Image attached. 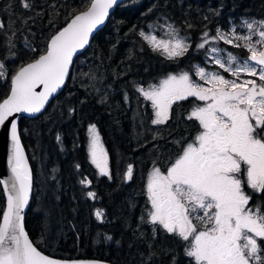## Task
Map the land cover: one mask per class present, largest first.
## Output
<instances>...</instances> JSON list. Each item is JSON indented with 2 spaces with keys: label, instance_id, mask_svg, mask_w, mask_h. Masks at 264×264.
<instances>
[{
  "label": "trees",
  "instance_id": "obj_1",
  "mask_svg": "<svg viewBox=\"0 0 264 264\" xmlns=\"http://www.w3.org/2000/svg\"><path fill=\"white\" fill-rule=\"evenodd\" d=\"M85 2L36 0L34 11L26 12L18 0H0V19L6 23H11V17L32 16L28 24L31 31L23 35L35 48L29 51L22 39L17 40L13 49L17 55L11 57L0 47V58L9 57L4 61L9 79H0V102L9 93L10 76L44 53L51 35L68 22L70 7L81 9ZM163 17L190 41L189 53L178 62L152 51L139 35L141 29L149 30V25ZM252 18L264 19V0H125L117 5L88 48L76 57L63 90L41 113L22 117L19 123L33 177L25 225L40 249L61 258L141 264V254L146 255L151 244L155 253L152 264H171L169 256L173 254L178 264H189L183 243L163 231L153 239V226L141 217L149 219V173L154 166L170 165L198 130L186 119L195 101L192 98L173 105L169 123L156 126L151 123V102L137 87L158 82L171 71L189 70L200 60L195 46L204 31L213 33L232 21ZM188 24L193 27L188 28ZM235 50L247 54L243 48ZM90 124L97 126L106 147L111 178L101 175L91 163ZM157 132L159 138L154 139ZM128 165L133 168L131 180L125 175ZM84 179L91 183L81 184ZM89 191L96 194L95 199L87 196ZM5 202L0 185V215ZM97 210L102 211L99 219Z\"/></svg>",
  "mask_w": 264,
  "mask_h": 264
},
{
  "label": "snow or ice",
  "instance_id": "obj_2",
  "mask_svg": "<svg viewBox=\"0 0 264 264\" xmlns=\"http://www.w3.org/2000/svg\"><path fill=\"white\" fill-rule=\"evenodd\" d=\"M117 4L118 0H86L81 9L70 7L66 26L51 35L45 52L10 76L9 94L0 102V127L9 126L11 140L8 158L11 175L6 180L0 179L6 194L0 215V264H84L61 262L44 255L26 232L22 212L29 204L32 173L16 119L10 117L16 113H41L49 98L65 85L74 55L89 44L94 30L104 25L109 10ZM18 5L33 12L36 0H18ZM12 6L10 3L8 8ZM52 7L55 9V5ZM152 10L149 8L148 12ZM32 19L23 15L11 17V23L0 19V47L11 57L17 55L13 51L17 40L22 39L29 51H35L23 35L31 31L28 24ZM162 19L167 21V17ZM50 24L54 26V21ZM164 26L172 29L168 40H157L142 29L139 35L148 41L152 51L178 62L189 53L191 44L171 24ZM242 27L247 29L246 34L238 33L235 25L227 32L217 27L215 35L206 30L195 46L204 50L206 56L215 54V65L233 79L195 66V74L203 83L194 80L188 71H181L168 73L158 85H149L147 90L137 87L151 101L154 109L151 123L156 126L169 123L173 105L178 102L190 98L203 102L194 103L186 117L198 129L192 141L181 147L166 170L154 166L150 172L146 191L151 210L147 221L141 217L142 222L153 226V239L158 231H163L183 243V255L189 258V264H264V207L254 203L256 198L264 200V19H244ZM135 28L134 25L132 31ZM218 41L243 48L248 55L241 59L214 46ZM7 59L8 56L0 58V79H9L4 62ZM38 86H43V90L36 91ZM89 133L91 163L101 175L111 178L107 152L100 143L96 125L89 126ZM153 138H159V132ZM56 139L60 141L61 137L57 135ZM76 167L79 169L80 165ZM125 175L132 179V165H128ZM80 183L91 182L84 179ZM87 196L95 199L96 194L89 191ZM95 215L101 218L102 211L97 210ZM148 248L146 255L141 254V264L153 262L152 245ZM169 259L171 264H178L175 254Z\"/></svg>",
  "mask_w": 264,
  "mask_h": 264
},
{
  "label": "water",
  "instance_id": "obj_3",
  "mask_svg": "<svg viewBox=\"0 0 264 264\" xmlns=\"http://www.w3.org/2000/svg\"><path fill=\"white\" fill-rule=\"evenodd\" d=\"M123 1H125V0H118V4L121 3V2H123ZM118 4H117V5H118ZM117 5L114 6L113 9L109 10V17H110V15L114 12V10L116 9ZM109 17H108V18H109ZM108 18H106L104 25L98 26V28H97L96 30H94L92 36H90V38H89V44L86 45L84 49L78 51V52L76 53V55H74V57H73V64H74V61H75L76 57H77L80 53L84 52V51L88 48V46L90 45L91 40L93 39L94 35H95L99 30H101V29L105 26V24L107 23ZM65 26H66V25H65ZM62 28H63V27H62ZM42 54H43V53H42ZM37 58H38V57H37ZM32 61H33V60H32ZM32 61H30V62H32ZM30 62H28V63H30ZM28 63H26V64H28ZM26 64H24V65H26ZM73 64L70 66V72H71V70H72ZM22 66H23V65H22ZM67 80H68V78L66 79V82H67ZM66 82H65V85H66ZM65 85H64V86H63V87H62L57 93H55V94L53 95V97H50V98H49V101H48V103H46L45 108H46L47 105L51 102V100H52L55 96H57V95L63 90V88L65 87ZM42 90H43V86H38L37 89H36V91H38V92H39V91H42ZM8 94H9V93H8ZM5 98H6V97H5ZM1 102H2V101H1ZM45 108H44V109H45ZM44 109H43V110H44ZM43 110H42V111H43ZM42 111H41V112H42ZM37 114H39V113H37ZM37 114L16 113V114H14L13 117H10V119H13V118L16 119V122H17V130H18V134H19V136H20L19 123H20L21 118H22V117H33V116H36ZM8 127H9V126H8L7 124H6L5 126H3V127H0V179H4V180L8 179V177L11 175L10 166H9V164H8V158H9V155H10V149H11V140H10V136H9V132H8ZM20 141H21V145H22V147H23V149H24V155H25V157H26V159H27V161H28V165H29V167H30V163H29V160H28V157H27V154H26L25 148H24V146H23V143H22V140H21V136H20ZM30 170H31V167H30ZM31 173H32V172H31ZM32 181H33V177H32ZM2 188H3V190H4V186H3V185H2ZM4 194H5V192H4ZM32 196H33V183H32V189H31V191H30V193H29V204H28V206H26V207L24 208V210H23V212H22V215L24 216V224H25L26 213H27V211H28V209H29V207H30V204H31ZM5 198H6V194H5ZM25 230H26V232L28 233V230H27V228H26V225H25ZM28 235H29V237H30V234H29V233H28ZM30 239H31L32 242L34 243V241H33V239H32L31 237H30ZM34 245H35V246L37 247V249H38L39 251H41L44 255H47V256H49V257H51V258H54V259H57V260H59V261H61V262H64V261H78V262H84V264H114V263H112V262H110V261H107V260H101V259H96V258H61V257H55V256H52V255L48 254L47 252L43 251L42 249H40L35 243H34Z\"/></svg>",
  "mask_w": 264,
  "mask_h": 264
},
{
  "label": "rangeland",
  "instance_id": "obj_4",
  "mask_svg": "<svg viewBox=\"0 0 264 264\" xmlns=\"http://www.w3.org/2000/svg\"><path fill=\"white\" fill-rule=\"evenodd\" d=\"M244 20V19H243ZM243 20H239V21H232L227 28H221L222 30H224L225 32H227L230 28L231 25H235L236 28H237V32L240 33V34H246L247 33V29L243 28L242 27V21ZM166 24H171L173 28L175 29H178L175 25H173L170 21H165L164 19H159L158 21L154 22V24H152L151 28L147 31H145L146 34H151V35H155L157 40H168L170 39V35L169 33L172 31L171 28L169 27H166L164 25ZM179 30V29H178ZM216 31V30H215ZM215 31L213 33H210V35H215ZM179 35L182 36V37H185L186 35L181 33V31L179 30ZM187 37V36H186ZM255 39V37H254ZM190 42V41H189ZM201 42V41H200ZM199 42V43H200ZM242 43V42H241ZM214 46L216 47H219V48H222V49H226L227 51H230V52H233L235 55H237L238 57H240L241 59L245 58L247 54H243V53H240L238 51L235 50L234 47H232L231 45H227L225 44L223 41H218V42H215ZM209 47V45H206V48ZM197 55L200 56V60L194 64H192V67L189 69V70H181V71H188L190 73V75L192 76V78L194 80H196L197 82L199 83H203V81H200L199 80V77L196 76L195 74V71H196V68L195 66H199V67H205L207 71H217V72H220L221 74L225 75L226 78H229V79H233V77L230 76V74L228 73H224L222 69H220L217 65H215L214 63V57H215V54L213 53H208V55L206 56L205 55V52L204 50H197ZM180 71V72H181ZM178 73V72H177ZM164 78V77H163ZM162 78V79H163ZM161 80V79H160ZM160 80L158 82H155V83H152V84H148L146 86H142L145 90L148 89V86L149 85H158ZM195 104H200L202 105L203 102L201 101H195ZM90 125H93V124H90ZM89 125V126H90ZM95 125V124H94ZM96 129L99 133V139H100V143L101 145L103 146V149L107 152L106 150V147L103 143V140L101 138V135H100V132L96 126ZM88 136H89V146H90V141H91V134L89 133V127H88ZM89 152H90V147H89ZM91 158V157H90ZM107 159H108V171L110 173V164H109V157H108V153H107ZM99 171V169H98ZM100 173V172H99Z\"/></svg>",
  "mask_w": 264,
  "mask_h": 264
},
{
  "label": "flooded vegetation",
  "instance_id": "obj_5",
  "mask_svg": "<svg viewBox=\"0 0 264 264\" xmlns=\"http://www.w3.org/2000/svg\"><path fill=\"white\" fill-rule=\"evenodd\" d=\"M241 20H243V19H241ZM180 71H181V70H179V71H171V72H169V73H177V72H180ZM167 74H168V73H167ZM167 74H166V75H167ZM166 75H165V76H166ZM165 76H163V77H165ZM163 77H162V78H163ZM162 78H161V79H162ZM142 86H146V85H141V87H142ZM190 99L192 100V98H190ZM150 102H151V101H150ZM192 108H193V107H192ZM192 108H191V109H192ZM190 111H191V110H190ZM191 141H192V140H191ZM191 141H189V142H191ZM168 166H169V165H168ZM168 166H167V167H168ZM167 167H164V168H163V167H160V168H161V170L163 171V170H166ZM149 174H150V173H149ZM148 178H149V175H148V177H147V181H148ZM248 191L251 192V190H248ZM254 203H255V204H260L262 207H264V200H260V199L256 198V199H254ZM150 210H151V202H150V200H149V211H150ZM194 222H195V221H194Z\"/></svg>",
  "mask_w": 264,
  "mask_h": 264
},
{
  "label": "bare ground",
  "instance_id": "obj_6",
  "mask_svg": "<svg viewBox=\"0 0 264 264\" xmlns=\"http://www.w3.org/2000/svg\"><path fill=\"white\" fill-rule=\"evenodd\" d=\"M29 166V165H28ZM30 168V167H29Z\"/></svg>",
  "mask_w": 264,
  "mask_h": 264
}]
</instances>
